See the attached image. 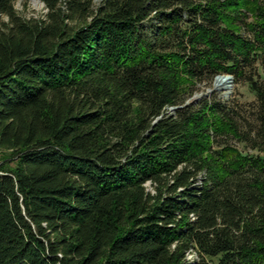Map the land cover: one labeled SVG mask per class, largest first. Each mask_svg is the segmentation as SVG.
Here are the masks:
<instances>
[{"label": "trees", "instance_id": "obj_1", "mask_svg": "<svg viewBox=\"0 0 264 264\" xmlns=\"http://www.w3.org/2000/svg\"><path fill=\"white\" fill-rule=\"evenodd\" d=\"M15 1L0 264H264V0Z\"/></svg>", "mask_w": 264, "mask_h": 264}, {"label": "rangeland", "instance_id": "obj_2", "mask_svg": "<svg viewBox=\"0 0 264 264\" xmlns=\"http://www.w3.org/2000/svg\"><path fill=\"white\" fill-rule=\"evenodd\" d=\"M99 1V0H94ZM14 10L16 14L22 19H39L43 18L46 14V9L44 4L39 0H16L14 2ZM212 91L216 93L218 97L228 98L230 96H238L242 101H252L253 95L247 91L245 86L235 85L232 83L227 84L224 88L219 83L216 86V89H213V83L211 86H199L190 99H196L201 95H209ZM148 188V187H147Z\"/></svg>", "mask_w": 264, "mask_h": 264}, {"label": "water", "instance_id": "obj_3", "mask_svg": "<svg viewBox=\"0 0 264 264\" xmlns=\"http://www.w3.org/2000/svg\"><path fill=\"white\" fill-rule=\"evenodd\" d=\"M220 80H227L230 83H232V76L231 75H219L217 77L214 78L213 81V89H216V86L218 85V81Z\"/></svg>", "mask_w": 264, "mask_h": 264}, {"label": "bare ground", "instance_id": "obj_4", "mask_svg": "<svg viewBox=\"0 0 264 264\" xmlns=\"http://www.w3.org/2000/svg\"><path fill=\"white\" fill-rule=\"evenodd\" d=\"M218 83L222 86V87H226L227 86V84H228V81L227 80H220V81H218Z\"/></svg>", "mask_w": 264, "mask_h": 264}, {"label": "built area", "instance_id": "obj_5", "mask_svg": "<svg viewBox=\"0 0 264 264\" xmlns=\"http://www.w3.org/2000/svg\"><path fill=\"white\" fill-rule=\"evenodd\" d=\"M191 256H189V258H190Z\"/></svg>", "mask_w": 264, "mask_h": 264}]
</instances>
